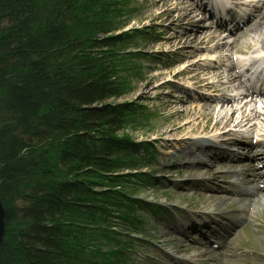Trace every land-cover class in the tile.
Returning a JSON list of instances; mask_svg holds the SVG:
<instances>
[{
    "label": "trees",
    "instance_id": "obj_1",
    "mask_svg": "<svg viewBox=\"0 0 264 264\" xmlns=\"http://www.w3.org/2000/svg\"><path fill=\"white\" fill-rule=\"evenodd\" d=\"M124 6L0 0V200L7 229L24 223L0 264L122 262L106 226L132 223L136 206L123 175L138 167L134 114L117 105L131 91Z\"/></svg>",
    "mask_w": 264,
    "mask_h": 264
},
{
    "label": "rangeland",
    "instance_id": "obj_2",
    "mask_svg": "<svg viewBox=\"0 0 264 264\" xmlns=\"http://www.w3.org/2000/svg\"><path fill=\"white\" fill-rule=\"evenodd\" d=\"M120 2L125 5L124 10H126V18H124L122 22L127 20L128 18H130V22L126 26L121 28L117 32V34H130L132 36L133 33V39H136L137 36L135 35H137L138 33H136V31L132 33L129 31L133 29H140V31L141 29H148L150 32L155 33V35L152 37L148 36L144 40L133 42L131 47L129 48L130 50H127V52H125L126 54L123 55L122 58H120V60H127L126 63L130 69L129 77H127L126 79L128 83L127 85L129 86L131 91L128 95H126L124 99H120L117 105H123L125 107L129 105L135 106L131 108V111L128 112L129 114L137 109V118L135 117L133 120L129 121V129L125 130L124 133H126V136L129 137V140L132 143H135L137 145H143L146 143L150 146H154L156 144L155 148L157 150V157L152 160L151 167L142 168V171L140 172L145 173L147 176L152 173V178L155 179V181H153L152 185L139 187L138 190L134 191V195H137L140 198L144 197L146 199H151L149 201L154 202L157 205H161V207L165 208L169 213V215L167 216L168 219H170V217L172 216L171 209L177 206L182 210L183 213L193 214L198 210L199 206L201 207L202 204H206L204 203V201H206L207 199V194L204 193L203 197L199 198V196L196 194L193 195L186 192H181L178 195V193H175L176 188L180 186V184H176L177 182L182 180H194L198 175L194 173V169L190 167L182 168L179 166L180 159L174 160L171 154L167 151L165 140H167V138H169L170 136H163L164 133L170 130L168 125L170 120L168 119V117L170 116V113L172 114L174 112V110L166 108L165 104L168 101L164 98V96H167V94L171 92L176 97H184L185 99L186 96L179 93V86H183L182 84L188 85V83L185 82L186 79H178L173 82V80H171V76L177 70L182 69L184 67V63L189 64L193 59H180L184 54V51L181 50L180 45L174 41H170L169 43L166 41V37L168 36V34H175L176 36H180L178 33L179 30H182L179 29V24H181V22H178V24L175 23V25L171 26L170 20L162 21L158 18H154L155 16L157 17V14H160L166 9H172L174 1L169 3L168 6L164 8L156 7L152 0H120ZM157 24L161 26L159 27L157 26ZM157 39L159 40V42H155L157 41ZM242 42L243 40H240L237 46H240ZM170 46L171 51L168 54H164L163 51L168 50ZM135 47L138 48L133 49ZM139 47H142L143 49ZM195 50V48H192V51ZM200 53L201 52L198 51L196 54L199 55ZM179 59L180 61H177ZM151 63H153L154 66H152ZM150 66L153 68H151ZM161 73H163L164 75H159ZM168 73H170V76L167 75ZM154 76H157L158 79H156L155 81H151V78H153ZM164 82H168V85L161 87L159 90H151L155 85ZM144 92L146 96L143 94ZM179 109L180 108H175V110ZM190 109V114H188V116L185 115L176 118L175 124H182L184 120H187L190 117H195V110H193V108ZM143 112L147 113L148 117H145L142 114ZM216 120V115L214 113V115H212L209 120L199 121V123L193 122L190 126V130L191 128H195L197 126L202 127L203 125L211 128ZM210 128L204 131H210ZM216 128L220 129L221 125H218V127ZM186 133L187 131H184L181 133H174V135L176 134L184 136ZM161 137H164L165 140L161 139ZM171 144L172 143H170L169 146ZM183 147V149L187 148L186 146ZM140 156H144V154H142V152H139L138 157ZM140 159H142V157H140ZM162 169L165 171L162 172ZM180 170H183L184 174L179 173ZM223 172L228 173L229 171L223 170ZM129 173L133 174L134 171ZM124 174L125 172L123 173V175ZM156 186L161 187L156 188ZM184 188L190 191L192 189L190 187V184H187V186ZM125 190L128 191L129 188L126 187ZM219 199L209 205H215V208H213L214 210L212 211L213 214L225 212L230 209L228 205L221 204L220 202H222V200ZM258 206L260 207L259 213L257 217L253 219L256 221H251L249 225L238 230L235 237L231 241V246H233L234 248L230 249V251L226 255L233 256L234 259L229 260V263L226 264H264V204L262 203ZM236 209L237 207H234V209H230L229 212H231V210L232 212H235ZM137 215L145 220L144 224L139 228V232L143 236L141 237L144 240L140 236L134 239L136 245L134 246V252L131 257V262L126 260L125 264H156V261L152 260V258H146L145 256H140V254L148 253L147 255L151 256L152 254L154 257H156L158 255L154 253L155 249H157L155 246L161 245L158 244V242L167 244V242H169V240H172V238L160 237V235L165 232L162 228L163 221H156L149 215L148 211L144 213L139 211L137 212ZM23 225V222L14 221L12 226L7 229L5 224L3 238L5 237L6 242H15ZM112 229H115V227H112ZM106 232L107 234H110L109 231L106 230ZM151 240H155L156 243L150 242ZM142 243H147L148 245L146 246H148V248L137 246L142 245ZM238 244L241 246H236ZM224 245L225 247H227V243ZM177 246L178 244L176 243L172 244V248L171 245H162L161 250L158 252H163V254L175 253L178 252ZM191 253L192 252H188L189 255ZM205 254H207V256L211 255V258L216 259V261H207L206 255L204 254H202L200 258L202 261H207L210 264L220 263V258L217 253ZM144 259L148 263L140 262L144 261ZM10 260H12V258Z\"/></svg>",
    "mask_w": 264,
    "mask_h": 264
},
{
    "label": "bare ground",
    "instance_id": "obj_3",
    "mask_svg": "<svg viewBox=\"0 0 264 264\" xmlns=\"http://www.w3.org/2000/svg\"><path fill=\"white\" fill-rule=\"evenodd\" d=\"M174 1L173 8L168 10L166 9L165 11L161 12L160 14H157V17L155 16L154 18H158L162 21L164 20H170L171 21V26L175 25V23L178 24V22H181L179 24V35L176 36L175 34H171L168 36L167 40L170 42H177L180 45V48L182 51H184V54L182 55L181 59H189V58H194L196 56V52L202 51L203 53H206L210 57V53H213L216 50H221L226 49L227 46L221 42V43H216L213 45V43L217 39V35L211 32V28L209 26L203 25V17L200 14H197V10L194 9L192 6V0H152L154 5L158 8H164L168 6L169 3ZM153 5V4H152ZM144 17V15H143ZM174 22V24H173ZM157 26H161L157 24ZM251 32L254 33L255 35L257 34L258 36L264 37V12L261 14L259 18V22L255 23L253 26H251ZM184 29V30H183ZM170 30V29H169ZM223 41V40H221ZM260 46H264V38L262 40L258 41ZM257 42V43H258ZM192 48H198V50L192 51ZM212 59V58H211ZM211 66H204V65H199V63H190L189 66L184 67L182 69L177 70L174 72V75L176 76H182V77H187L190 81H192L195 86L201 87V88H211L213 90H219L223 85L220 83L224 78L228 79V82L231 83L232 78L233 80L235 79L237 81L236 75H234L232 70L224 71V72H218L214 74L215 78H217V84L214 85L213 82L210 81V75L213 76V71L211 69ZM159 75H164L163 73ZM158 75V76H159ZM167 75L170 76V73ZM157 76H154L151 78V81H155ZM168 85L166 82L165 83H160L158 85H155L151 90H159L161 87ZM184 87H180L179 93L181 95H186V88L185 90L183 89ZM149 89V88H146ZM210 89V90H211ZM145 95V92L143 93ZM146 96V95H145ZM164 98L168 101L166 102V108L170 110H174V112L168 117L169 121V128L170 130L166 133H164L163 136H170L165 140L164 137H161V139L165 140L167 143L166 145H169L170 143H173V145L177 146L179 143H184V145L190 144L192 145V139L191 138H197L194 137V135H200L203 132H206L204 130H208L210 127H206V125H203L202 127H195L191 128L190 126L193 122H198L199 121H204V120H209L212 115L215 113V107L219 106L220 108L224 109L225 107H228V111H230L232 114H224L220 116L219 112L216 114V122L214 125L210 128L211 131L217 129L218 125L224 126L228 123L233 124V123H248L251 118L256 117L259 118L257 113H254L253 110L247 109L249 106H244L241 107L240 103H237L232 100V98L228 97H220L216 100L215 106L213 107L212 102H197L193 98H191V102L188 101L190 97L185 98L184 97H176L173 95V93L169 92L167 96H164ZM175 108H180L179 110H175ZM195 110V117H190L187 120H184V122L176 123V118L185 116L190 114L191 109ZM263 112H264V107H263ZM237 115L233 121L231 119L233 118L234 115ZM206 127V128H205ZM255 126L252 125L251 128H254ZM168 130V129H167ZM187 131V133L184 136L181 135H174V133H181ZM173 133V134H172ZM170 134V135H168ZM192 135L193 137H190ZM213 133H210L209 136L213 137ZM258 148L261 149L263 148V144L260 143L258 145ZM247 149V148H246ZM251 150V149H247ZM208 149L204 148H198L194 151V153H191V151H183L180 153L182 155V161L184 159H187V156L193 157L196 161V165L193 166L195 171H198V176H205L204 180L198 181L196 180H186L185 183H182V187L178 188V192L175 193H181V192H186L189 194H196L199 196V198L203 197L204 194L200 193L201 191H205L206 193H210L212 191L221 193V184L224 183L226 180V176H224L223 172L219 171L218 169L221 168V161L222 158L217 159L213 158L211 156H207L206 152ZM168 152H171L168 150ZM193 154V155H192ZM264 154V153H263ZM226 157V156H224ZM223 157V158H224ZM254 159H259L261 163L264 164V156L263 155H256ZM231 163H237L239 166V169L234 172H232L230 175H233L236 179L237 182L241 183L242 185H256L260 182V179L263 178L257 174L261 173L258 169L256 170L254 165L252 163H255V161H252L247 158H237L235 161ZM185 164V163H184ZM187 165V164H185ZM210 165V167H207ZM256 166V165H255ZM201 168H209L210 170H205L202 172L200 169ZM264 169V168H263ZM191 182V183H190ZM187 184H190L191 188L193 191L187 190L186 187ZM215 189V190H214ZM242 195L247 196V204L249 210L246 212L245 211V216L244 219L241 221V223H247L249 219L253 216L254 212L250 210V206H258L264 202V191L261 190L259 187H255L254 189L251 190H242L239 191ZM217 201L218 198H215L214 196H207L206 201L202 204L201 207L199 206L198 211L195 213L197 217H201L203 222L206 221L204 219L205 217H212L211 211H213L215 208V205H211L214 201ZM211 210V211H210ZM171 230H174V232H179V234H169L167 231L164 232L163 236L165 238L167 237H172L173 241L181 243V248L179 251H184V250H189L193 249L192 242L196 241V238H194V235H188V236H183L182 233H186V230L184 227L177 226L176 228H172ZM235 231V228H233V232ZM182 232V233H181ZM169 234V236L167 235ZM177 235V236H176ZM175 236V237H174ZM3 242V241H2ZM204 253V250L201 249H193V253L190 255L182 256L179 257V260L182 261L185 264H199V259L201 258V255Z\"/></svg>",
    "mask_w": 264,
    "mask_h": 264
},
{
    "label": "water",
    "instance_id": "obj_4",
    "mask_svg": "<svg viewBox=\"0 0 264 264\" xmlns=\"http://www.w3.org/2000/svg\"><path fill=\"white\" fill-rule=\"evenodd\" d=\"M5 209L2 206V202L0 200V246L3 241V234H4V228H5Z\"/></svg>",
    "mask_w": 264,
    "mask_h": 264
}]
</instances>
